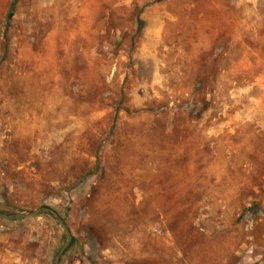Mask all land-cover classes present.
I'll return each instance as SVG.
<instances>
[{"label":"rangeland","instance_id":"rangeland-1","mask_svg":"<svg viewBox=\"0 0 264 264\" xmlns=\"http://www.w3.org/2000/svg\"><path fill=\"white\" fill-rule=\"evenodd\" d=\"M42 207L60 264H264V0H0V212ZM68 239L0 218V264Z\"/></svg>","mask_w":264,"mask_h":264},{"label":"water","instance_id":"water-1","mask_svg":"<svg viewBox=\"0 0 264 264\" xmlns=\"http://www.w3.org/2000/svg\"><path fill=\"white\" fill-rule=\"evenodd\" d=\"M12 16H13V14L10 15V18H12ZM41 212H48V213L54 215L68 234V237H69L68 242L66 245H64L62 247V249L60 250V252H59V254L55 260V264H60L61 257L63 256L64 252L66 251V249L68 248V246L72 242L73 236H72L69 228L67 227L65 220L62 217H60L59 214L55 210H53L52 208H49V207H42L38 210L28 212V213L3 214L0 212V218L6 219V220H17V219L33 217V216H36L37 214H39Z\"/></svg>","mask_w":264,"mask_h":264}]
</instances>
